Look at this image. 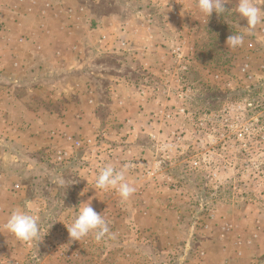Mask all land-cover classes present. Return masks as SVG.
I'll return each instance as SVG.
<instances>
[{
	"label": "rangeland",
	"instance_id": "rangeland-1",
	"mask_svg": "<svg viewBox=\"0 0 264 264\" xmlns=\"http://www.w3.org/2000/svg\"><path fill=\"white\" fill-rule=\"evenodd\" d=\"M237 3L0 0V264H264V24ZM108 163L128 201L92 188ZM89 198L114 236L70 238Z\"/></svg>",
	"mask_w": 264,
	"mask_h": 264
},
{
	"label": "clouds",
	"instance_id": "clouds-1",
	"mask_svg": "<svg viewBox=\"0 0 264 264\" xmlns=\"http://www.w3.org/2000/svg\"><path fill=\"white\" fill-rule=\"evenodd\" d=\"M228 3L229 0H197V8L200 13L209 18L213 12L218 15L225 13V5ZM236 12L246 20L249 31L264 24V8L258 6L255 0H238ZM226 43L231 49L243 47L245 44L244 35L232 34L227 38ZM92 188L95 191L97 189L104 192L114 191L122 201H128L137 190L126 177V167L118 169L111 163L105 164L99 169ZM85 192L87 190L84 189L80 195L83 196ZM91 200L92 198H89L88 201L79 204L78 214L71 225L67 226L72 240L80 241L92 236L99 242L105 237L114 236L103 215L98 214L91 206ZM3 229L16 241L22 243L40 241L39 217L25 208H13L3 224Z\"/></svg>",
	"mask_w": 264,
	"mask_h": 264
}]
</instances>
